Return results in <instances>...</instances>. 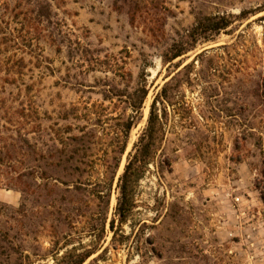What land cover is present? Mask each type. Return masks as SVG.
I'll list each match as a JSON object with an SVG mask.
<instances>
[{"label":"rangeland","instance_id":"374dc122","mask_svg":"<svg viewBox=\"0 0 264 264\" xmlns=\"http://www.w3.org/2000/svg\"><path fill=\"white\" fill-rule=\"evenodd\" d=\"M263 172L264 0H0V264H264Z\"/></svg>","mask_w":264,"mask_h":264},{"label":"trees","instance_id":"16d2710c","mask_svg":"<svg viewBox=\"0 0 264 264\" xmlns=\"http://www.w3.org/2000/svg\"><path fill=\"white\" fill-rule=\"evenodd\" d=\"M229 24L230 22L223 17L203 16L198 18L192 29L185 35V39L181 41V43L173 46L174 52L170 59H174L182 55L185 51L189 50L196 44L202 35L219 32ZM136 95L138 102L136 106L133 107L137 111V109L141 108V105L147 95L145 87L137 89ZM165 95L166 91L165 89H162L161 94L157 95V97L152 101L147 120V126L138 141V146L135 153L133 156L127 159L124 171L119 177V196L115 210L122 221L126 219L129 212L133 208L134 186L139 179L141 172L140 167L136 164H148V158L152 153V149L155 146L157 139L163 132V128L156 113V104L158 99L161 96L165 97ZM132 124L133 123L130 122V124L126 126V129H130ZM260 198L264 202V191L262 190H260ZM89 255L90 254L78 256V259L76 260L69 259L63 264H82Z\"/></svg>","mask_w":264,"mask_h":264}]
</instances>
